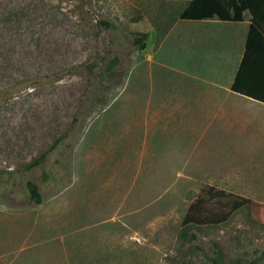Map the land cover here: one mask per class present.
<instances>
[{"label":"rangeland","instance_id":"1","mask_svg":"<svg viewBox=\"0 0 264 264\" xmlns=\"http://www.w3.org/2000/svg\"><path fill=\"white\" fill-rule=\"evenodd\" d=\"M189 1L0 0V264H264V104L229 90L249 14ZM204 185L252 206L184 226Z\"/></svg>","mask_w":264,"mask_h":264},{"label":"trees","instance_id":"2","mask_svg":"<svg viewBox=\"0 0 264 264\" xmlns=\"http://www.w3.org/2000/svg\"><path fill=\"white\" fill-rule=\"evenodd\" d=\"M245 12L249 14V22L243 52L230 90L264 104V0H190L179 18L186 21L217 19L221 22L239 23L243 21ZM99 23L111 27V23L106 20H100ZM146 37L144 32L133 33L132 43L139 46ZM43 155L44 153L41 158ZM37 163L38 161H35L29 166H35ZM26 189L34 203H41L42 196L35 183L27 181ZM251 206L252 201L249 198L212 185H204L188 205L182 223L188 227L218 225L227 222L240 209ZM190 236L195 237L194 234Z\"/></svg>","mask_w":264,"mask_h":264},{"label":"crops","instance_id":"3","mask_svg":"<svg viewBox=\"0 0 264 264\" xmlns=\"http://www.w3.org/2000/svg\"><path fill=\"white\" fill-rule=\"evenodd\" d=\"M206 20H211V19H206ZM206 20H203V21H206ZM200 21H202V20H200ZM249 22V21H248ZM243 52V51H242ZM242 55V54H241ZM239 63V62H238ZM235 74V73H234ZM234 77V76H233ZM233 80V79H232ZM231 83H232V81H231ZM231 85V84H230ZM229 90H230V87H229ZM231 91V90H230ZM249 99V98H248Z\"/></svg>","mask_w":264,"mask_h":264}]
</instances>
